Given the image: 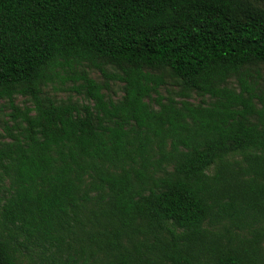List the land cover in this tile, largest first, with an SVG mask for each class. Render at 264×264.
I'll return each instance as SVG.
<instances>
[{"label":"trees","instance_id":"obj_1","mask_svg":"<svg viewBox=\"0 0 264 264\" xmlns=\"http://www.w3.org/2000/svg\"><path fill=\"white\" fill-rule=\"evenodd\" d=\"M254 2L0 0V264H264Z\"/></svg>","mask_w":264,"mask_h":264},{"label":"rangeland","instance_id":"obj_2","mask_svg":"<svg viewBox=\"0 0 264 264\" xmlns=\"http://www.w3.org/2000/svg\"><path fill=\"white\" fill-rule=\"evenodd\" d=\"M254 4L256 6L262 7L264 8V2H254ZM258 68V73L254 72V78L258 81L259 86L264 90V64H261L259 66H255L253 68V71L255 69ZM109 71L110 72H114L115 69L109 67ZM88 73L89 76L94 78L97 81H103V77L100 75V73L95 70V69H88ZM72 82L70 80L66 81L65 83H63L62 85L60 83H53L48 85L47 87H45V92L47 94H49L50 96L60 100V99H66L68 96H72L73 100H77V101H81V98H79L78 96L72 94L73 92L71 90H69V87L71 86ZM109 91L108 95L113 99V100H117L120 99L122 94H123V90H122V86L123 84L121 82L118 81H109ZM230 86L235 87L236 86V81L234 79H230ZM160 93L162 95H169L171 94L172 96H174L176 99H180L182 98L180 95V92L183 91L181 89V86L176 84L175 81L171 80L169 78L168 82L166 85L161 86L160 87ZM189 96L184 97L186 99H188L189 101H191L192 103H200L202 102V100L208 101V97H201L197 94H195V92H188ZM13 103L18 105L19 107H23L25 104H29L26 100L25 97L21 96V95H16L14 97ZM10 111V107L8 105V102L5 99L0 100V132L3 133L2 131V126H3V122L4 120L8 119V115L7 113ZM1 140V138H0Z\"/></svg>","mask_w":264,"mask_h":264}]
</instances>
